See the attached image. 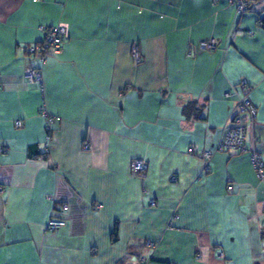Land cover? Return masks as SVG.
I'll list each match as a JSON object with an SVG mask.
<instances>
[{"label": "crops", "instance_id": "0c3cea01", "mask_svg": "<svg viewBox=\"0 0 264 264\" xmlns=\"http://www.w3.org/2000/svg\"><path fill=\"white\" fill-rule=\"evenodd\" d=\"M262 21L264 0H0V264H264L250 154L204 171L188 152L218 141L241 77L264 152ZM54 25L67 40L42 64L28 48Z\"/></svg>", "mask_w": 264, "mask_h": 264}, {"label": "built area", "instance_id": "2783aa9c", "mask_svg": "<svg viewBox=\"0 0 264 264\" xmlns=\"http://www.w3.org/2000/svg\"><path fill=\"white\" fill-rule=\"evenodd\" d=\"M233 2L239 12L245 11L250 3V0H230ZM67 40L66 29L63 25H54L49 27L44 32V41L39 44L32 45L28 48V52L31 55H35L40 63H44L51 55L60 53L64 42ZM218 39L215 37L206 38L199 43L200 49H207L213 51L216 49ZM25 75L30 82L42 83L40 69L35 67L30 62L25 70ZM238 88V91L236 90ZM230 94H237V100L235 103V114L232 116L230 122L225 126L224 131L219 137L218 141L209 150H202L195 152L193 148H189L188 152L200 157L204 162V171H208L210 160L214 154L223 151H236V152H248L251 157V161L256 172V176L260 180H264V152L258 150L257 144L259 141L258 135L255 131L257 107L251 101L249 96V85L244 77L234 87L232 91L226 93V96ZM47 117V131L48 141L44 144L45 152L49 151V139L51 137L50 120L51 117L47 113H43ZM16 126H20L21 122L16 121ZM84 149H91V145L85 143ZM132 173L136 175H142L147 169V162L145 159L136 158L131 161L130 164ZM2 186L0 184V190ZM154 204V201H152ZM67 206L62 205V209L66 210ZM65 220L60 218H50L46 224V229L53 231L59 229L65 225ZM220 257H223L222 252H218Z\"/></svg>", "mask_w": 264, "mask_h": 264}, {"label": "trees", "instance_id": "16d2710c", "mask_svg": "<svg viewBox=\"0 0 264 264\" xmlns=\"http://www.w3.org/2000/svg\"><path fill=\"white\" fill-rule=\"evenodd\" d=\"M248 9V8H247ZM262 22H264V21H262ZM191 104H189V106H190ZM185 110H187V107H185Z\"/></svg>", "mask_w": 264, "mask_h": 264}]
</instances>
